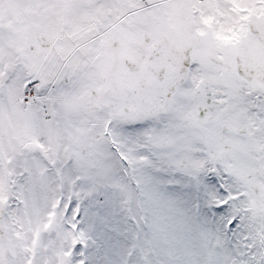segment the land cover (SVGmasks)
Segmentation results:
<instances>
[{"label": "snow or ice", "instance_id": "1", "mask_svg": "<svg viewBox=\"0 0 264 264\" xmlns=\"http://www.w3.org/2000/svg\"><path fill=\"white\" fill-rule=\"evenodd\" d=\"M0 264H264V0H0Z\"/></svg>", "mask_w": 264, "mask_h": 264}]
</instances>
